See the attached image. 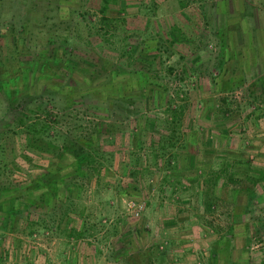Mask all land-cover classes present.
<instances>
[{"label": "rangeland", "instance_id": "1", "mask_svg": "<svg viewBox=\"0 0 264 264\" xmlns=\"http://www.w3.org/2000/svg\"><path fill=\"white\" fill-rule=\"evenodd\" d=\"M104 1L0 0V77L63 110L58 130L75 118L124 129L117 146L131 145L136 132L158 147L176 118L196 166L184 154L173 168L167 157L156 165L148 150L133 178L120 157L103 179L110 185L80 200L84 215L73 226L86 224L82 238L60 230L29 237L21 220L0 264H149L155 255L157 264H264V182L251 205L245 195L230 199L233 185L217 189L215 210L201 194L203 172L233 157L264 169V0ZM6 96L0 88V128ZM13 142L4 159L14 178L30 180L44 161L22 135Z\"/></svg>", "mask_w": 264, "mask_h": 264}, {"label": "trees", "instance_id": "2", "mask_svg": "<svg viewBox=\"0 0 264 264\" xmlns=\"http://www.w3.org/2000/svg\"><path fill=\"white\" fill-rule=\"evenodd\" d=\"M104 2L107 5L109 0ZM105 7L103 13L106 11ZM63 55L66 58L67 52ZM66 60L70 64L75 61L69 56ZM68 69L71 70V66H68ZM17 84V79L10 81L2 80L0 77V88L9 93V96H6L7 114L0 128L2 262L10 257V250L5 242L12 234L20 231L21 220H24L26 224L22 228V233L29 237H33L42 230H60L67 239L82 238L86 232V224H83L82 230L73 226L75 216L84 215V210L80 208V200L83 194L94 186L93 191H98L100 186L110 185L103 179L108 177L113 168L122 163V161L119 163L120 157L129 158L127 165L130 167L129 175L133 178L144 170L143 157L147 155L145 151L148 152V150H150L149 154L154 155L156 165L159 164L161 157H167L168 168H173L178 165L175 156L184 154L185 158L182 157V160L187 159L191 161V166H196V162L194 163L196 158L185 148V141L181 143L184 137L180 132L179 120L176 118H173V121L177 124V129L175 127L169 135H163L160 146L156 147V143L152 142L147 147V143L141 142L136 132H132L129 136L131 145H128L127 149L125 144L117 146L118 137L125 134H123L124 129H120L115 124L111 125L98 120L82 122L75 118L72 125L58 130L54 124H59L66 119L64 111L54 112L49 108V102L47 103L45 96L25 93L24 90L15 86ZM172 107L169 106V109L172 110ZM21 135L26 142L25 149L44 161V164L30 172L31 179L24 181L19 177L14 178L12 168L4 159L8 155V147H12L10 143L15 142V139ZM180 138L182 140L179 141ZM165 141L167 144L164 143ZM168 143H177L176 152H168ZM13 152L15 153V149ZM202 178L201 194L205 198L204 204L207 209L215 210L217 205L223 202L216 194L217 189L225 190L231 185L233 187L230 189V199L245 195L247 204L251 205L256 197L254 188L264 182V169L253 166V161L248 157H233L230 162H224L217 168H210L207 172H203ZM133 189L134 187L124 188V192L131 193L130 190ZM230 199L227 203H231ZM40 210L42 211L40 215L34 213ZM234 226L233 224L230 226L231 233L228 237H231ZM14 241L17 240L13 239L12 244L15 243ZM155 256L149 264L158 263Z\"/></svg>", "mask_w": 264, "mask_h": 264}, {"label": "built area", "instance_id": "3", "mask_svg": "<svg viewBox=\"0 0 264 264\" xmlns=\"http://www.w3.org/2000/svg\"><path fill=\"white\" fill-rule=\"evenodd\" d=\"M128 207L130 209H134L137 212L136 214H138V212L142 209V207H137L134 202H128Z\"/></svg>", "mask_w": 264, "mask_h": 264}]
</instances>
